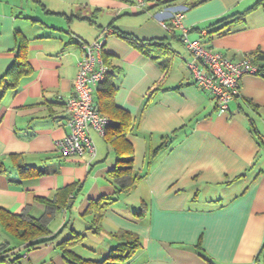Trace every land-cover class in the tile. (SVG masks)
I'll return each mask as SVG.
<instances>
[{
	"label": "crops",
	"instance_id": "1",
	"mask_svg": "<svg viewBox=\"0 0 264 264\" xmlns=\"http://www.w3.org/2000/svg\"><path fill=\"white\" fill-rule=\"evenodd\" d=\"M157 1L0 0V76L13 60L19 36L28 40L32 71L0 103V210L38 220L53 237L25 250L26 244L0 226L5 264H66L57 244L73 232L86 235L74 251L99 261L121 231L141 243L125 264H264V78L242 76L238 94L226 110L217 111L185 69L184 41L172 38L183 36L182 27L188 40H200L233 61L264 54V1L177 0L160 7ZM259 1L243 22L222 20ZM105 29L139 40H170L177 53L168 74L159 67L163 57H145ZM102 34L114 103L135 120L127 140L134 152L132 174L142 178L105 208L95 234L87 231L91 215L85 212L91 201L114 195L108 176L116 166L113 148L95 131L90 132L92 159L63 158L55 143L69 132L65 103L80 44ZM179 47L182 63L176 64ZM93 97L96 105L97 90ZM19 165L43 173L29 176ZM76 184L79 190L73 192ZM64 188L72 194L60 196L59 208L48 206ZM14 257L18 262L8 263Z\"/></svg>",
	"mask_w": 264,
	"mask_h": 264
},
{
	"label": "trees",
	"instance_id": "2",
	"mask_svg": "<svg viewBox=\"0 0 264 264\" xmlns=\"http://www.w3.org/2000/svg\"><path fill=\"white\" fill-rule=\"evenodd\" d=\"M175 1L177 0H159L155 5L160 7ZM262 1H259L245 12L231 14L222 20L224 21L227 19L232 23L243 22L247 12L262 5ZM166 26L171 27L172 30L170 31L174 32V27L171 24ZM219 30L220 29H218V31ZM111 34L127 41L132 47H134V49L145 57L152 59H158L157 57L160 58V56L163 57L164 60L159 62V67L163 76L168 74L172 58L177 53V51L172 48L170 40H139L132 35L113 30ZM172 38L174 40L178 38L179 40L184 41L183 36L181 35L178 37L173 34ZM27 48L28 40L23 36L17 37L16 51L13 60L0 76V103L8 91H14L18 87L20 81L28 77L32 72L27 59ZM102 58L108 70L105 74L104 82L97 89L96 107L98 112L107 116L110 120L102 137L113 148L116 156V166L108 172L109 178L115 185V192L111 197H100L96 201H91L85 212L86 215H91V226L87 231H91L95 234L100 231L102 214L105 208L112 202L116 201L117 197L122 192L134 188L142 178V176L132 174L134 152L131 144L127 140L128 134H131L136 126L134 124L135 120L131 118L128 112L115 105L114 96L116 93V87L113 84L114 75L110 72V66L104 58L103 53ZM244 58L249 60L251 64L256 67V73L252 75L264 78V54L261 52H254ZM157 90V88H154L151 93H154ZM162 146L163 145L154 149L152 152L150 151L148 154V160L152 156L154 157L156 153L162 149ZM147 163L149 165V162ZM1 167L2 165L0 164V169H2ZM18 169L22 173H31L29 176H38L43 173L38 169L36 170L33 166L27 165H19ZM72 188L73 192L79 190L78 184L74 185ZM71 190V188L61 189L56 194L54 201L47 202L46 204L55 209L59 208V204L61 203L60 196L68 195L70 193L72 194ZM63 207H67L66 200L63 202ZM142 214L143 212L141 210L136 213L138 217L142 216ZM0 226L14 239L26 244L25 250H32L38 245L44 244L53 238L46 226L38 220L27 218L23 215L11 214L4 210H0ZM85 237L86 235L84 233L73 232L69 237L63 239L57 244V248L66 264H125L134 253L141 248V243L137 235L121 231L114 236L117 241L115 247L109 250L102 260H88L82 258L74 251V247L81 245ZM4 258L5 257H2L0 254V263L6 262V258ZM18 260V257H14L13 259H9L8 263L18 262ZM207 261L211 264L209 260Z\"/></svg>",
	"mask_w": 264,
	"mask_h": 264
},
{
	"label": "built area",
	"instance_id": "3",
	"mask_svg": "<svg viewBox=\"0 0 264 264\" xmlns=\"http://www.w3.org/2000/svg\"><path fill=\"white\" fill-rule=\"evenodd\" d=\"M180 15L173 18L178 24ZM189 59L186 69L199 88L207 92L217 111L228 108L229 102L238 94V84L242 76L256 73V67L247 59L233 61L224 55L207 49L200 40L190 41L186 38V29L180 27ZM105 29V33H111ZM105 35L91 42L82 43L81 58L77 64V72L72 86V94L65 103L68 114L69 132L56 141L55 146L63 158L95 156V146L91 131L104 135L110 123L107 116L98 112L94 103V92L102 85L108 70L103 62L102 53ZM5 264V263H0Z\"/></svg>",
	"mask_w": 264,
	"mask_h": 264
},
{
	"label": "rangeland",
	"instance_id": "4",
	"mask_svg": "<svg viewBox=\"0 0 264 264\" xmlns=\"http://www.w3.org/2000/svg\"><path fill=\"white\" fill-rule=\"evenodd\" d=\"M185 33H186V38H187V33H188V31H186ZM176 48H177V47H176ZM179 51H180V55L175 57L176 64H177V63H182V61H181V57H182V53H183V52H181V51H182V50H181V47H179ZM188 59H189V58H188ZM188 59L186 60V62L188 61ZM186 62H185V67H186ZM185 69H186V68H185ZM186 70H187V69H186Z\"/></svg>",
	"mask_w": 264,
	"mask_h": 264
}]
</instances>
